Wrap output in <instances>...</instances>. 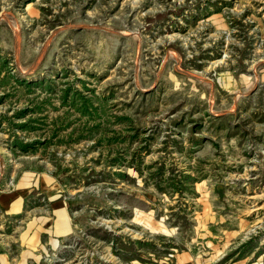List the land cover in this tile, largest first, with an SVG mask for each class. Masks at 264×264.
Masks as SVG:
<instances>
[{
    "label": "rangeland",
    "instance_id": "obj_1",
    "mask_svg": "<svg viewBox=\"0 0 264 264\" xmlns=\"http://www.w3.org/2000/svg\"><path fill=\"white\" fill-rule=\"evenodd\" d=\"M27 174L74 221L27 264H264V0H0V192Z\"/></svg>",
    "mask_w": 264,
    "mask_h": 264
},
{
    "label": "crops",
    "instance_id": "obj_2",
    "mask_svg": "<svg viewBox=\"0 0 264 264\" xmlns=\"http://www.w3.org/2000/svg\"><path fill=\"white\" fill-rule=\"evenodd\" d=\"M54 179L49 176L27 174L22 177L16 188L0 192V215L17 218L23 214L33 217L28 219V233L22 235L26 251L20 257L21 264H27L34 246L40 239L57 240L69 236L74 230V221L70 213V202L56 193ZM42 197L47 204H43ZM36 218V219H34ZM35 220V223H34ZM175 264H201L196 256L189 252L176 255ZM8 264V259H7Z\"/></svg>",
    "mask_w": 264,
    "mask_h": 264
},
{
    "label": "trees",
    "instance_id": "obj_3",
    "mask_svg": "<svg viewBox=\"0 0 264 264\" xmlns=\"http://www.w3.org/2000/svg\"><path fill=\"white\" fill-rule=\"evenodd\" d=\"M85 109H86V108H85ZM87 111H89V107L87 108ZM87 111H86V112H87ZM86 112H85L84 114H87V113H88V112H87V113H86ZM87 115H90V114L88 113Z\"/></svg>",
    "mask_w": 264,
    "mask_h": 264
}]
</instances>
